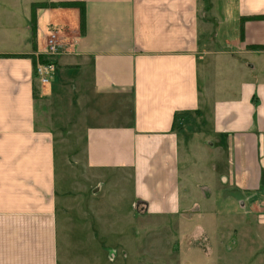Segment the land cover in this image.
<instances>
[{
    "label": "crops",
    "instance_id": "obj_1",
    "mask_svg": "<svg viewBox=\"0 0 264 264\" xmlns=\"http://www.w3.org/2000/svg\"><path fill=\"white\" fill-rule=\"evenodd\" d=\"M62 2L85 4L84 34L77 8H39L33 50L31 4ZM231 2L0 0V264H117L115 223L149 218L175 228L171 264H242L264 234V19L239 27L264 0ZM50 31L63 49L43 85L29 56ZM181 111L200 132H173ZM141 234L122 264H162Z\"/></svg>",
    "mask_w": 264,
    "mask_h": 264
},
{
    "label": "rangeland",
    "instance_id": "obj_2",
    "mask_svg": "<svg viewBox=\"0 0 264 264\" xmlns=\"http://www.w3.org/2000/svg\"><path fill=\"white\" fill-rule=\"evenodd\" d=\"M233 1L234 0H232V2L228 4L229 8L233 5ZM211 2L214 3V5H213L214 8H217V6H220L219 0H211ZM49 61L53 62L51 59ZM51 80L49 83L53 82V80L52 81ZM200 80H201L200 84L202 87L203 86L202 77ZM201 118H200V116L199 117H193V119L195 120L194 121L195 125L192 126V129H191L192 131L193 130L196 132L201 131L202 126H200V125L198 126V124H200V122H201ZM195 137H196V142H198V143L205 144V142L207 141L206 137L202 136V134L195 135ZM59 152L60 151L58 150V145H57L56 146V154H57L56 155V162H57L56 164H57L58 170L60 167V162L58 159V157L60 156ZM214 157L216 158L217 156H213V158ZM197 173L195 176L199 175L200 172L198 174ZM191 177H194V175L192 173L190 175V178ZM99 195H101V194H98L99 200L96 203L97 211H99V214H103L104 212L109 213L108 210L110 209V203H111L109 201V198L107 201L106 199H102V197ZM224 202H227V200H225ZM108 204H109V206H108ZM227 204H228V202H227ZM233 205L234 206H232V207H228L226 209V211H219L220 213L224 214L223 218L229 217V219H231L232 216L239 215V214L243 213V210L239 209L237 203H235ZM123 208H125V207H123ZM133 214H134V212H133ZM114 217L115 216L111 215V218H114ZM194 217H196V215H194ZM168 219H171V218H168ZM232 220L234 221L235 217H232ZM170 224H171L170 222H165V221L160 222L156 218H149V220L146 219V226L144 228L140 227V223L138 221H133V220H132V223L126 222V221L121 222V223H118V222L115 223L116 233L120 234L122 231L124 234L121 236H117L115 239V244H116L115 250L119 254L115 259L116 263L122 264V262L124 261V259L122 258L124 254L122 252L119 253L118 251H119V248L121 250L123 249V245L125 242L126 243L129 242V237H128L129 231L132 228L133 230L137 231L138 233H139V231H142V234L140 237L138 235L137 239L132 238V242L136 241L135 246H137V245L143 246L146 249H148L149 255H157V262L162 263V264H171V262L175 259H173L171 254H167L166 252H167V250L171 249V247H173L178 242V238L173 235L172 230L174 231L175 228L174 227L170 228ZM229 224H231V223L229 222ZM104 225H106L105 222L100 223L101 229L104 227ZM142 225H143V223H142ZM187 225L188 224L185 223L186 227H187ZM250 236L252 238V235H250ZM237 238H238L239 243H240V237H237ZM101 240L105 241V239H101ZM184 242L185 243H181V245H183V249H186L187 248L186 245H188L189 242L187 240ZM110 246L109 245L105 246L106 250H107V247L110 248V249L108 248L109 251L112 250V248ZM125 247H127V244L125 245ZM249 250H250V252H249ZM249 250H248V248H243L244 252L238 254V257H240L239 260L243 259L242 264H264V234L263 233H259V234L253 233V243H252L251 248H249ZM68 256L70 259H72L75 256V254L68 253ZM230 256H232V255H229V257ZM147 259H148V261L146 259H144V261L151 262L150 260H152V257H147Z\"/></svg>",
    "mask_w": 264,
    "mask_h": 264
},
{
    "label": "trees",
    "instance_id": "obj_3",
    "mask_svg": "<svg viewBox=\"0 0 264 264\" xmlns=\"http://www.w3.org/2000/svg\"><path fill=\"white\" fill-rule=\"evenodd\" d=\"M77 8L79 10V28L80 33L84 34L85 32V4L82 2H62V3H32L30 6V30H31V39H32V49H36L35 39H36V10L39 8ZM245 19H264V15L262 16H252V17H244L240 19V38L243 37V22ZM259 48H264V46H261ZM29 58L32 61L33 66V72L35 74V65L38 62L41 63H48V60L44 56L38 55L34 56L31 55ZM36 76V75H35ZM200 113L199 111H195L193 114L188 111H181L177 112L173 115L172 120V130L173 132L179 134L181 137L186 138L189 133L192 132V126L194 124L193 117H199Z\"/></svg>",
    "mask_w": 264,
    "mask_h": 264
},
{
    "label": "built area",
    "instance_id": "obj_4",
    "mask_svg": "<svg viewBox=\"0 0 264 264\" xmlns=\"http://www.w3.org/2000/svg\"><path fill=\"white\" fill-rule=\"evenodd\" d=\"M62 49L63 46L61 42H59L54 31H50L46 38V49L43 55H41L48 59V63H41L37 61L34 68L35 75L41 84L47 85L50 82L53 72L55 71V67L53 62L49 60L59 55Z\"/></svg>",
    "mask_w": 264,
    "mask_h": 264
}]
</instances>
